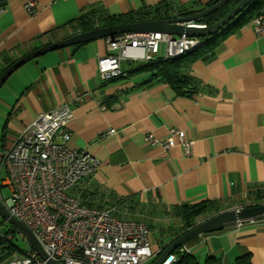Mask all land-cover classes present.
<instances>
[{"label":"crops","instance_id":"crops-1","mask_svg":"<svg viewBox=\"0 0 264 264\" xmlns=\"http://www.w3.org/2000/svg\"><path fill=\"white\" fill-rule=\"evenodd\" d=\"M27 1L0 0V69L4 57L15 60L75 34L70 22L87 12L117 15L165 1L173 9H198L211 0H34L30 12ZM105 53L106 40L99 38L18 67L0 86V154L39 113L70 107L65 145L86 150L97 164L68 192L84 195L86 206L112 207L117 217L148 224L153 255L142 263L148 264L180 233L174 206L207 201V218L264 192V33H255L249 20L222 34L187 66L191 94L151 84L152 73L138 62L122 61L124 75L103 81L97 57ZM172 128L191 142L189 154L176 136L166 150L144 143L145 135L162 140ZM183 245L196 264L207 257L235 264L243 255L264 264V220L196 235Z\"/></svg>","mask_w":264,"mask_h":264},{"label":"built area","instance_id":"built-area-1","mask_svg":"<svg viewBox=\"0 0 264 264\" xmlns=\"http://www.w3.org/2000/svg\"><path fill=\"white\" fill-rule=\"evenodd\" d=\"M33 7L34 0L24 4L27 12ZM250 22L255 33H264V9ZM184 23L206 27L198 21ZM200 38L160 31L124 32L106 37L107 53L97 57L98 76L108 81L124 75L120 67L122 61L154 63L181 56L199 48L202 45ZM71 119L72 110L67 105L41 112L0 154V185H6L10 191L9 198L2 199L3 206L31 230L47 259L58 264L146 262L153 254L150 230L145 222L119 218L112 207L86 206L68 194L80 179L94 172L97 164L86 150L65 145L70 136L67 128ZM174 136L184 153L189 154L191 142L185 141L178 129H169L167 137L162 140L151 133L143 139L150 146L158 145L166 150L174 145ZM179 250L189 252L185 245ZM174 262L172 252L161 264ZM7 264L48 263L29 247Z\"/></svg>","mask_w":264,"mask_h":264},{"label":"trees","instance_id":"trees-1","mask_svg":"<svg viewBox=\"0 0 264 264\" xmlns=\"http://www.w3.org/2000/svg\"><path fill=\"white\" fill-rule=\"evenodd\" d=\"M216 1L217 0H211L207 2L204 7L198 8V9H194L190 7H179L177 9H173L171 2L165 1V2L160 3L159 5L154 6L152 9H148L145 11H131V12L117 14V15H110V14H106L105 12H87L79 16L78 18H76L74 21H71L70 24L73 27L74 31L78 33V32H84V31H87L93 28L103 27V26H108V25H113V24L166 18V17H170L169 15L171 13H174L173 16L191 15V14H194L196 12H199L205 9L206 7L215 3ZM238 2L239 0H229L222 7L218 8L215 11L210 12L209 14L203 16L197 21L202 22L206 24L207 26L211 25L215 23L216 21H218L220 18H222ZM263 9H264V0H252L219 33L212 35V36H208V37H201L200 39L202 41V45L199 48L193 51H190L188 53H185L179 57L172 58V59L158 60L154 63H146V64L142 63L141 69L148 70L152 73L151 78H150L151 84L155 82H164V83H167L178 94H185V93L191 94L193 89H191V86L188 87V85L192 83V80L190 77H188L185 74V70L187 66L194 60L208 54L211 51L212 45L217 41V39L222 34L226 33L228 30L232 28L240 26L243 23L249 21L254 15L258 14ZM81 44L83 43L75 44L74 46H78ZM3 60H4V63L0 69V73L14 61L7 57H4ZM1 186L2 185H0V187ZM74 186H72L71 188H73ZM103 193L104 192L101 191L100 196H99L100 198L103 197ZM68 194H70L71 196L75 198L77 197L70 191L68 192ZM108 197L109 195L108 196L106 195L104 198L106 202L108 201ZM80 198L81 199L77 197L79 202L81 204H84L82 199H84L85 196L82 195ZM261 198H264V192L259 193V195L256 197V200H259ZM0 202L3 205V200L1 198H0ZM90 207H93V206H90ZM174 208L175 210L172 214L179 217L181 220V226L179 227L180 233L176 235L175 237L177 238L183 231L192 227L196 223V219L199 216L208 212L209 203L207 201H201V202L192 203V204L184 203L178 206L176 205L174 206ZM3 222L4 221L0 218V227ZM7 228H8L7 230H3L2 228H0V247L2 249H4L2 244L5 241L11 239V236L9 235V233L12 231L13 228L12 227L11 228L7 227ZM179 247L173 251V254L175 255V262L173 264H196V260L192 256H190L189 252L180 251ZM7 249L9 251H13V246L9 245L7 246ZM20 255L21 254H18L15 256H20ZM9 260H7V262ZM7 262L4 264H7ZM204 264H216V262L213 257H207L204 260ZM235 264H251L250 256L243 255V256L236 258Z\"/></svg>","mask_w":264,"mask_h":264},{"label":"water","instance_id":"water-1","mask_svg":"<svg viewBox=\"0 0 264 264\" xmlns=\"http://www.w3.org/2000/svg\"><path fill=\"white\" fill-rule=\"evenodd\" d=\"M228 1L229 0H217L212 5L191 15L150 19L97 27L84 32L75 33L56 42L41 45L40 47H37L21 55L6 67L0 73V86L18 67H20L25 62L49 51L84 43L94 39L112 37L117 34L133 31H160L177 36L185 34L195 37H208L215 35L219 33L233 18H235L252 0H239V2L233 6L222 18H220L215 23L206 26L205 28L187 26L183 25V23L188 21H197L210 12L222 7ZM0 218L11 225V227L26 240V242L29 244V247L36 251L42 259H46L48 264H58L51 259H47L44 251L37 242L31 230L23 223L12 217L1 204V202ZM261 220H264V203L245 205L219 211L199 222H196L192 227L183 231L177 238L170 242L149 264H161L168 254L172 253L175 249L196 235L211 233L248 221Z\"/></svg>","mask_w":264,"mask_h":264},{"label":"rangeland","instance_id":"rangeland-1","mask_svg":"<svg viewBox=\"0 0 264 264\" xmlns=\"http://www.w3.org/2000/svg\"><path fill=\"white\" fill-rule=\"evenodd\" d=\"M174 17V16H172ZM196 21V20H195ZM207 26V25H206ZM179 57V56H178ZM138 63H143L142 61H136ZM137 64V63H136ZM2 126L0 125V130ZM1 177H4V173L1 172ZM10 196V191L6 185H2L0 187V198L3 200H7ZM247 205L251 204H258V203H264V198H261L259 200L256 199H247ZM119 216L126 218L127 215H124L122 213H118ZM205 218V215L201 217ZM200 219V218H198ZM199 222V221H197ZM11 228V225L6 223L5 221L2 223L1 228L3 230H7L8 228ZM11 236L10 240L5 241L2 245L4 249L0 247V264H4L9 260L10 258L14 257L15 255L22 254L23 252L27 251L29 249V244L26 242V240L15 230L12 229V231L9 233ZM13 246V251H9L7 249V246Z\"/></svg>","mask_w":264,"mask_h":264},{"label":"bare ground","instance_id":"bare-ground-1","mask_svg":"<svg viewBox=\"0 0 264 264\" xmlns=\"http://www.w3.org/2000/svg\"><path fill=\"white\" fill-rule=\"evenodd\" d=\"M183 25H186L185 23H183ZM188 26V25H187ZM196 28H199V27H196ZM205 28V27H204Z\"/></svg>","mask_w":264,"mask_h":264}]
</instances>
